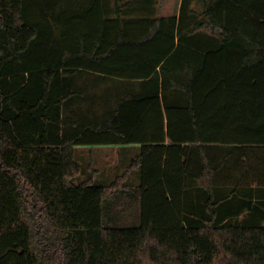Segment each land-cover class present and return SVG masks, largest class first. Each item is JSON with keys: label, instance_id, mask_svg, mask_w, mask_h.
I'll use <instances>...</instances> for the list:
<instances>
[{"label": "trees", "instance_id": "1", "mask_svg": "<svg viewBox=\"0 0 264 264\" xmlns=\"http://www.w3.org/2000/svg\"><path fill=\"white\" fill-rule=\"evenodd\" d=\"M157 4L0 0V264H264V0Z\"/></svg>", "mask_w": 264, "mask_h": 264}, {"label": "rangeland", "instance_id": "2", "mask_svg": "<svg viewBox=\"0 0 264 264\" xmlns=\"http://www.w3.org/2000/svg\"><path fill=\"white\" fill-rule=\"evenodd\" d=\"M176 5V0H170V11H175ZM134 154L135 152L132 149L125 150L116 146H100L92 152L86 149L83 153L84 160L81 161V164L83 166H88L91 164V161H93L92 168L95 169L97 173L90 172L89 174L83 175L78 181L93 176L92 178L94 181L99 184L109 183L116 177V175L125 172L127 165ZM129 181L133 185H138L140 183V171L131 174Z\"/></svg>", "mask_w": 264, "mask_h": 264}, {"label": "crops", "instance_id": "3", "mask_svg": "<svg viewBox=\"0 0 264 264\" xmlns=\"http://www.w3.org/2000/svg\"><path fill=\"white\" fill-rule=\"evenodd\" d=\"M125 1H128V0H124V2ZM176 1H177L176 10L175 11H170V9H169L170 0H158V4H157L158 15H161V16L178 15L179 11H180L182 0H176ZM112 2H114V0H112ZM96 148H98V147H94V148H91V147H79L77 149V158L80 160V162L83 161L84 160L83 153L86 151V149H88V151L92 152ZM92 165H93V161H92Z\"/></svg>", "mask_w": 264, "mask_h": 264}]
</instances>
